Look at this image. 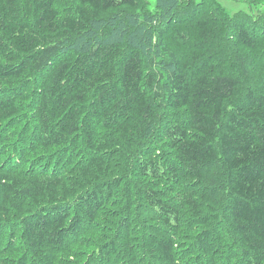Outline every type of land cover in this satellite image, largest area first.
I'll use <instances>...</instances> for the list:
<instances>
[{
	"label": "trees",
	"instance_id": "1",
	"mask_svg": "<svg viewBox=\"0 0 264 264\" xmlns=\"http://www.w3.org/2000/svg\"><path fill=\"white\" fill-rule=\"evenodd\" d=\"M136 2L0 0V264H264V15Z\"/></svg>",
	"mask_w": 264,
	"mask_h": 264
},
{
	"label": "rangeland",
	"instance_id": "2",
	"mask_svg": "<svg viewBox=\"0 0 264 264\" xmlns=\"http://www.w3.org/2000/svg\"><path fill=\"white\" fill-rule=\"evenodd\" d=\"M158 0H137V5L135 6H123L119 7L117 9H112L108 12H106L104 15V19L102 21L109 22V20L115 19L117 15L120 14V22H122L126 18L134 17L138 19L139 21H149V20H157L161 14L162 11L160 10V6L158 5ZM222 4L225 6V9H227L231 13H235L238 11H247V12H253L255 15H264V2L260 5H251L247 0H221ZM185 12V11H184ZM260 18V17H257ZM103 22H99V24L96 25V28L94 31L98 29L99 31H104V38L107 37L109 34L110 28L105 26H99ZM104 25V24H102ZM167 25V24H166ZM95 32L93 31H87L85 34L86 41L91 42ZM100 35V34H97ZM76 41V39H75ZM82 41H80L81 43ZM83 43V42H82Z\"/></svg>",
	"mask_w": 264,
	"mask_h": 264
}]
</instances>
